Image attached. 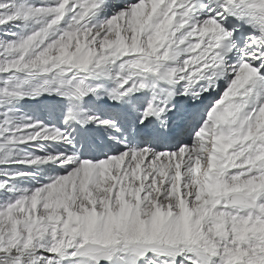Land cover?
<instances>
[{
    "label": "snow or ice",
    "instance_id": "snow-or-ice-1",
    "mask_svg": "<svg viewBox=\"0 0 264 264\" xmlns=\"http://www.w3.org/2000/svg\"><path fill=\"white\" fill-rule=\"evenodd\" d=\"M0 264H264V0H0Z\"/></svg>",
    "mask_w": 264,
    "mask_h": 264
},
{
    "label": "rangeland",
    "instance_id": "rangeland-1",
    "mask_svg": "<svg viewBox=\"0 0 264 264\" xmlns=\"http://www.w3.org/2000/svg\"><path fill=\"white\" fill-rule=\"evenodd\" d=\"M27 101H31V100H27ZM25 103L29 104V102H26V101H25ZM42 110H44V109H42ZM26 112L30 115H33L35 118L38 117V113L36 112V110H33L32 108L27 109ZM90 142H92V140ZM53 146H54V148H53ZM53 146L47 147L48 150L53 151V149H59L58 145L53 144ZM42 169H43V171L39 174V176H36L35 178H33V180H28L27 182L24 183V185L18 184V186L20 188L34 187L37 185L38 182L39 183L46 182V180L49 176L55 175V169H51V167H49V166H44ZM58 172H59V170H58ZM60 174H62V172H60Z\"/></svg>",
    "mask_w": 264,
    "mask_h": 264
},
{
    "label": "bare ground",
    "instance_id": "bare-ground-1",
    "mask_svg": "<svg viewBox=\"0 0 264 264\" xmlns=\"http://www.w3.org/2000/svg\"><path fill=\"white\" fill-rule=\"evenodd\" d=\"M107 101V99L105 98V102ZM46 122L47 123H56V124H59L60 123V121H59V117L57 116L56 118H53V119H51V122H50V120H48V119H46ZM90 127V129H92V127L91 126H89Z\"/></svg>",
    "mask_w": 264,
    "mask_h": 264
}]
</instances>
